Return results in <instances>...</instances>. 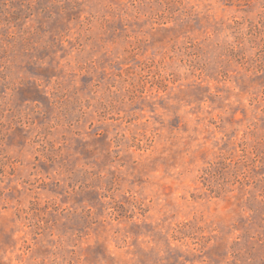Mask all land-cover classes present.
I'll use <instances>...</instances> for the list:
<instances>
[{"label": "rangeland", "instance_id": "374dc122", "mask_svg": "<svg viewBox=\"0 0 264 264\" xmlns=\"http://www.w3.org/2000/svg\"><path fill=\"white\" fill-rule=\"evenodd\" d=\"M0 264H264V0H0Z\"/></svg>", "mask_w": 264, "mask_h": 264}]
</instances>
